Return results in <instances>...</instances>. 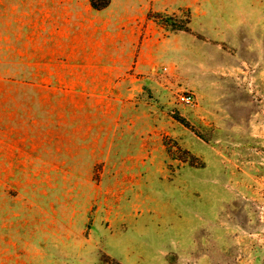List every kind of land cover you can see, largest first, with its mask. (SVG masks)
Returning <instances> with one entry per match:
<instances>
[{
	"label": "rangeland",
	"instance_id": "1",
	"mask_svg": "<svg viewBox=\"0 0 264 264\" xmlns=\"http://www.w3.org/2000/svg\"><path fill=\"white\" fill-rule=\"evenodd\" d=\"M0 223V264H264V0H0Z\"/></svg>",
	"mask_w": 264,
	"mask_h": 264
},
{
	"label": "crops",
	"instance_id": "2",
	"mask_svg": "<svg viewBox=\"0 0 264 264\" xmlns=\"http://www.w3.org/2000/svg\"><path fill=\"white\" fill-rule=\"evenodd\" d=\"M1 225H4L5 223H0ZM5 230H8L7 228H3V227H0V234L3 232V231H5ZM34 247L35 246V243H33V241H31V239L29 238L28 239V241H24L23 242V244H22V247L23 248H27V249H31V247ZM7 247H8V249L9 248H12V249H15V247H18V248H20L21 247V245H17L15 242H8V244H7ZM19 258V256H17V258H15L14 257V260H16V259H18ZM14 264H28V263H25V261L23 262V261H20L19 260V263H18V261L16 260V262H14Z\"/></svg>",
	"mask_w": 264,
	"mask_h": 264
},
{
	"label": "built area",
	"instance_id": "3",
	"mask_svg": "<svg viewBox=\"0 0 264 264\" xmlns=\"http://www.w3.org/2000/svg\"><path fill=\"white\" fill-rule=\"evenodd\" d=\"M179 100L182 102V103H185V104H189L193 101V96L191 93H184V94H180L179 95Z\"/></svg>",
	"mask_w": 264,
	"mask_h": 264
}]
</instances>
